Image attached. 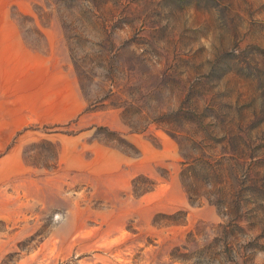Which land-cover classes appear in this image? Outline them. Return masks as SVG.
I'll list each match as a JSON object with an SVG mask.
<instances>
[{"label": "rangeland", "instance_id": "obj_1", "mask_svg": "<svg viewBox=\"0 0 264 264\" xmlns=\"http://www.w3.org/2000/svg\"><path fill=\"white\" fill-rule=\"evenodd\" d=\"M38 63L90 124L23 125ZM0 264H264V0H0Z\"/></svg>", "mask_w": 264, "mask_h": 264}, {"label": "crops", "instance_id": "obj_2", "mask_svg": "<svg viewBox=\"0 0 264 264\" xmlns=\"http://www.w3.org/2000/svg\"><path fill=\"white\" fill-rule=\"evenodd\" d=\"M30 52L34 61L43 62L38 53ZM21 76L23 78L17 86L21 88L23 100L28 101L22 107L29 113L23 125L32 122L66 124L75 120L82 125L90 124V120L85 119L87 102L73 69L64 67L62 63L50 66L38 63ZM71 140L75 143L72 150H76L79 156L83 150L90 151V141H86L85 135L76 134ZM64 150V145L60 144V152ZM19 165L18 169L25 167L22 160H19Z\"/></svg>", "mask_w": 264, "mask_h": 264}]
</instances>
